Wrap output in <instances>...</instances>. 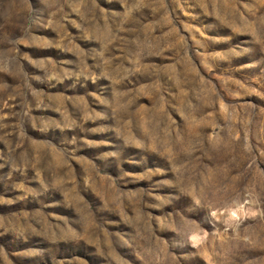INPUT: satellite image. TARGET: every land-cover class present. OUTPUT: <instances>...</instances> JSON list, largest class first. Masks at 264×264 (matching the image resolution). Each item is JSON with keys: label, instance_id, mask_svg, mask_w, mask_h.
Listing matches in <instances>:
<instances>
[{"label": "rangeland", "instance_id": "rangeland-1", "mask_svg": "<svg viewBox=\"0 0 264 264\" xmlns=\"http://www.w3.org/2000/svg\"><path fill=\"white\" fill-rule=\"evenodd\" d=\"M0 264H264V0H0Z\"/></svg>", "mask_w": 264, "mask_h": 264}]
</instances>
